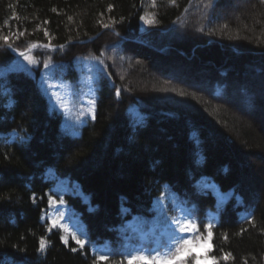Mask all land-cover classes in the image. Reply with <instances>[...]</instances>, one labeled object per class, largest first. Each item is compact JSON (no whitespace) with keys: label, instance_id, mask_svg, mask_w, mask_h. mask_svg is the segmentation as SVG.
Segmentation results:
<instances>
[{"label":"trees","instance_id":"16d2710c","mask_svg":"<svg viewBox=\"0 0 264 264\" xmlns=\"http://www.w3.org/2000/svg\"><path fill=\"white\" fill-rule=\"evenodd\" d=\"M238 1L217 16L234 0H0V264L119 260L188 213L213 223L202 248L231 253L219 264H264V0ZM4 36L63 47L37 45L28 65ZM176 62L207 87L155 72L181 74ZM49 196L83 250L51 226Z\"/></svg>","mask_w":264,"mask_h":264},{"label":"snow or ice","instance_id":"6c2138e0","mask_svg":"<svg viewBox=\"0 0 264 264\" xmlns=\"http://www.w3.org/2000/svg\"><path fill=\"white\" fill-rule=\"evenodd\" d=\"M169 4L177 6V0H169ZM157 6L156 0H151V7L155 8ZM111 10L112 5L108 6ZM54 12L55 8L52 9ZM69 20L72 17L68 18ZM141 19L147 24L157 23L155 19V13H146L144 16H141ZM47 23V21H45ZM103 27L108 28V24H103ZM24 32H20L19 36H23ZM47 35V32H45ZM19 38V37H17ZM3 42L7 47L12 48V44L9 43V38L7 36L3 37ZM49 45H45L47 47ZM36 47L35 44L31 45L24 50L13 49L18 51V55L27 62L28 65H35L37 61L32 57L31 50ZM63 47V45H61ZM93 59L98 60L100 64H103V60H100L99 57H93ZM45 67H48L46 64ZM27 70L22 66H16L15 68L4 70V74L7 75L9 71H20ZM104 71V69H99ZM163 91H168V89H162ZM176 91V89H172ZM180 95H185L184 92H179ZM117 95H119V89H117ZM48 203L54 209V215L50 217L51 226L53 228L59 227L65 233L61 236V240L65 245L68 244L69 237L79 246V249L83 250L85 245L88 243L86 239H81L77 231H74L70 228L68 224L62 223L63 213L59 212V209L56 208V205L63 204L64 201L61 199L59 201L53 199L52 196L48 197ZM55 213H59L56 215ZM201 221H197L192 213L187 215H182L181 217H173L170 220V232L167 235L166 239H161L156 247L147 249L144 247L133 248L130 251L120 253V259L116 260V254L111 252V250L106 249H97L93 248L95 253V258L92 264H201L202 261L211 260L213 264H219V259L225 261L231 258V253H225L219 259L216 256L207 255V251L212 249H207L205 254L201 255L196 250L202 248L205 244H208L213 238V223H203L204 231L200 230ZM241 231H244L243 229ZM187 233L188 235H185ZM224 239H227V236H224ZM47 242L41 238L39 243L40 251L46 250ZM73 252L77 249L72 248Z\"/></svg>","mask_w":264,"mask_h":264},{"label":"rangeland","instance_id":"374dc122","mask_svg":"<svg viewBox=\"0 0 264 264\" xmlns=\"http://www.w3.org/2000/svg\"><path fill=\"white\" fill-rule=\"evenodd\" d=\"M241 2H239L238 0H234V2H232V5L229 7V9H230V11H226L225 9L226 8H228V7H221L220 9H218V10H216V14H217V16H222V15H228V14H231V13H233V9H235L234 11H235V13H233V14H237V11H239V9L241 8ZM183 17L181 16V19H182ZM180 18H179V20H181ZM205 20H206V16H205V14H201V16H200V19H198V21H197V23L198 24H200V26H202V25H204V23H205ZM181 21H184L183 19L181 20ZM180 32V33H179ZM179 32H177V33H175V35H181L182 34V32L181 31H179ZM172 37V39H175V37L174 36H171ZM176 64L177 65H180V67L181 68H183L182 70L183 71H181L182 73L181 74H178V75H173L172 77H170L169 75H167L166 73H162V72H160V71H155L157 74H159V76H161V77H164V78H172L174 81H177L178 83H180V84H184V85H186L187 87H189V88H199L201 85H203L204 87H207V81H205V80H202V79H200V78H198L197 76L196 77H193V76H190L185 70H188L187 69V66H186V64H183V63H179V62H176ZM185 65V66H184ZM149 69H151L152 71L153 70H156V69H154L153 67H151V66H149ZM184 71H185V73H184ZM200 72V74L202 73V75H206L207 76V74H204V73H208L206 70H199ZM197 72V71H196ZM261 77H264V76H261ZM260 79V78H259ZM195 81H197V82H195ZM163 85V87L159 90L162 94H168L169 92H167V91H163L162 89H167L166 88V86H165V84H162ZM202 86V87H203ZM203 87V88H204ZM255 89V88H254ZM235 92L237 93V89H234V87H233V90L231 91V93L232 94H235ZM238 92L239 93H241V97H242V99H244V101H246L245 100V97L243 96L244 94H243V92H241L240 90H238ZM174 93H178V92H176V91H174ZM259 97H262V98H264V92H262L260 95H259ZM234 104H238V103H234ZM239 105V104H238ZM237 105V106H238ZM238 115H239V113L238 112H236ZM257 113H260V110H258V112ZM261 114H263V112H261ZM248 115V114H247ZM256 116V113H253V114H251V115H249V116H251V117H255ZM243 117H248V116H246V114L245 115H243ZM251 196V195H250ZM198 253H200L201 255H203V254H205L204 253V251L201 249V248H199V249H197L196 250Z\"/></svg>","mask_w":264,"mask_h":264}]
</instances>
